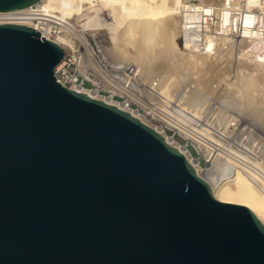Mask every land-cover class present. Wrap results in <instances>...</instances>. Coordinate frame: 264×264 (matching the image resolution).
Instances as JSON below:
<instances>
[{
    "label": "water",
    "instance_id": "obj_1",
    "mask_svg": "<svg viewBox=\"0 0 264 264\" xmlns=\"http://www.w3.org/2000/svg\"><path fill=\"white\" fill-rule=\"evenodd\" d=\"M64 56L0 24V264H264L256 214L152 127L58 82Z\"/></svg>",
    "mask_w": 264,
    "mask_h": 264
},
{
    "label": "bare ground",
    "instance_id": "obj_2",
    "mask_svg": "<svg viewBox=\"0 0 264 264\" xmlns=\"http://www.w3.org/2000/svg\"><path fill=\"white\" fill-rule=\"evenodd\" d=\"M94 6L112 18L108 41L97 37L107 29L97 17L88 16L75 37L68 31L74 18ZM191 7L206 13L208 34L202 48L191 40L184 46L178 41L184 13ZM89 22L92 28L84 29ZM0 24L32 27L60 45L65 55L72 54L80 73L97 90H109L111 97L73 85L71 89L152 127L185 155L217 200L248 206L264 225V0H40L0 11ZM54 28L59 30L51 36ZM117 93L179 129L208 165L201 167L188 148L128 101H115ZM212 102L217 105L211 107Z\"/></svg>",
    "mask_w": 264,
    "mask_h": 264
},
{
    "label": "rangeland",
    "instance_id": "obj_3",
    "mask_svg": "<svg viewBox=\"0 0 264 264\" xmlns=\"http://www.w3.org/2000/svg\"><path fill=\"white\" fill-rule=\"evenodd\" d=\"M92 8L94 9V10H92ZM90 9V10H89ZM89 9H88V12H86L84 15H82L80 18H78V17H76V18H74L73 20H72V26H71V28H69V33L71 32V35L73 36V37H75L74 36V34L75 33H77L82 27L80 26V25H84V22H86V21H88V19H90L91 17L92 18H96L97 17V19L99 18L101 21L103 20V25H102V27H105V28H107V29H105V31H106V33H99L98 35H97V37H98V39L99 38H101L102 39V36H104L105 38L107 37V41H108V39L110 40V38H108L110 35H108V33L110 32V27L112 26V18L109 16V15H107L106 14V11L105 10H103V9H101V8H99L98 6H94V7H89ZM99 11H98V10ZM97 11V12H93L94 14H91L92 13V11ZM102 11V12H101ZM101 12V13H100ZM97 13H98V15H97ZM96 14V15H95ZM86 15V16H85ZM86 17V19L84 20V18ZM90 17V18H87V17ZM101 17V18H100ZM77 18H78V20H77ZM98 19V20H99ZM75 20V21H74ZM78 21V22H77ZM93 24V22L92 23H87V24H85L86 26H84L83 28L84 29H88V30H90L91 28H92V25ZM98 25H100V24H98ZM74 26V27H73ZM76 26V27H75ZM109 26V27H108ZM73 27V28H72ZM100 27H101V25H100ZM75 28V29H74ZM78 29V30H77ZM75 30V31H74ZM88 39H89V42H90V44H91V46L92 47H94L95 48V40H94V38L91 36V35H88ZM105 41H106V39H105ZM179 43H180V41H179ZM180 46H181V43H180ZM81 48H79V50L81 51V52H84L85 51V48H84V46L82 47V46H80ZM72 56V54L70 55V54H68L67 55V60H66V68H68L71 72H73V70L76 68V65H74V64H72V62L74 63L75 61H74V59H73V57H71ZM93 79H95V80H97V81H100L98 78H95L94 76L92 77ZM116 83V82H115ZM102 96H108V95H110L111 93H110V91L109 90H107V89H102ZM114 100L115 101H117V102H120V103H125V102H127L128 101V105L133 109V110H135V111H137V112H139L141 115H143V116H146L154 125H156V126H158V127H160V128H162V129H164L165 131H166V133H167V135L170 137V138H172V139H174L176 142H178L181 146H183V147H187L188 149H189V151L191 152V154L193 155V157L194 158H198V159H200V166L201 167H203V168H205L206 167V165H207V163L205 162V158H204V156L202 155V154H200V152L198 153V151L196 150V145L194 144V143H192V141H190L188 138H186L180 131H179V129H177V128H175V127H173V126H171L170 124H167V122L166 121H164V119L163 118H160V117H153L151 114H150V110H149V107H147V106H145V105H143L142 103H139L137 100H135V99H129L126 95H123V94H120V93H117V94H115V96H114ZM214 102V101H213ZM212 102V106L211 107H214L215 105H217L216 103H217V101H215L216 103H213ZM142 104V105H141ZM213 104H214V106H213Z\"/></svg>",
    "mask_w": 264,
    "mask_h": 264
},
{
    "label": "built area",
    "instance_id": "obj_4",
    "mask_svg": "<svg viewBox=\"0 0 264 264\" xmlns=\"http://www.w3.org/2000/svg\"><path fill=\"white\" fill-rule=\"evenodd\" d=\"M34 21L37 24L39 22L38 20H34ZM206 24H207V18L205 12H201V10L195 9L193 7L187 9L183 16V32L178 40L180 41L181 46H184L185 42L191 40L195 43V45H198L199 48H202L208 34L207 30L204 28ZM58 30L54 28L50 35L56 36ZM66 60H67V55L64 56L62 60L63 61L62 64L60 66H57V68L55 69V76L58 82L69 88L70 86L73 85L75 87H78L79 89H90L91 91H94L102 95L101 94L102 89L97 90V86L94 85L90 79L86 78L83 74L80 73L78 69L77 61L74 60L75 62L74 63L72 62V64L76 65V68L73 70V72H71L68 68H66ZM132 71L133 68L130 70V72ZM90 76L92 75L90 74ZM114 96L115 95H113L112 98H114ZM106 97H111V94ZM212 147H213V151L215 152L217 148L215 146ZM196 150L198 151V153L200 152L197 149V147ZM193 160L196 161L198 164H200V159L193 157ZM205 162L208 165L206 159Z\"/></svg>",
    "mask_w": 264,
    "mask_h": 264
}]
</instances>
